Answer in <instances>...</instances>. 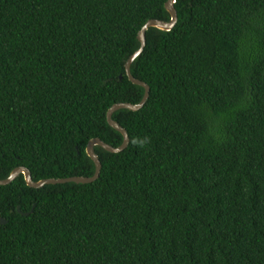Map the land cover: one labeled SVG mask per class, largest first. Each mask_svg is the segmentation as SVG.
Segmentation results:
<instances>
[{
    "label": "trees",
    "instance_id": "16d2710c",
    "mask_svg": "<svg viewBox=\"0 0 264 264\" xmlns=\"http://www.w3.org/2000/svg\"><path fill=\"white\" fill-rule=\"evenodd\" d=\"M169 0H0V179L92 176ZM100 177L0 185V264H264V0H176ZM141 141H144L141 143ZM18 206L21 212L18 211ZM33 211L29 215L23 213Z\"/></svg>",
    "mask_w": 264,
    "mask_h": 264
},
{
    "label": "water",
    "instance_id": "95a60500",
    "mask_svg": "<svg viewBox=\"0 0 264 264\" xmlns=\"http://www.w3.org/2000/svg\"><path fill=\"white\" fill-rule=\"evenodd\" d=\"M175 2H176V0H169L165 4L166 10L171 14V19L169 21L162 20V19H150L142 27V29L139 31L138 39H139L141 45L128 58V60L126 62V73H127V76L129 77L130 81H132L134 84L143 86L145 88V94H144L143 99L137 104H133V103H129V102H119V103L114 104L109 109V111L107 113L108 122L113 128H115L116 130H118L119 132H121L123 134L124 142L122 145H120L118 147H114V146L106 143L105 141H103L100 138H94V139L90 140V142L87 146L86 152H87V155L95 163L96 171H95L94 175H92V176H71V177H65V178H46V179H41L39 181H35L32 177L31 171L27 167L22 166V167H17L16 169H14L9 177L4 178V179H0V185H8V184L12 183L21 174H24L27 184L33 188H41L47 184H64V183H70V182H74L77 184H87V183H92V182L96 181L100 177L101 170H102V162L99 158V155L95 151V147L97 145L102 146L104 149H106L107 151L112 152V153L122 152L123 150H125L128 147V145L130 143L129 133L123 126H121V124L119 122H117L115 119H113V114L116 111L121 110V109H129L132 111H138V110L142 109L144 107V105L146 104V102L150 96V89L151 88L146 82L135 78V76L132 74L131 67H132L133 62L139 56H141L145 50V47L147 45L146 32L149 28L156 27V28H159L161 30L170 31L175 27L176 23L178 22V12H177V9L175 7ZM18 211L22 213L21 208L19 206H18ZM32 211H33V209L31 211L25 212L23 214L29 215ZM7 222L8 221L6 219H4L3 217L0 216V223L1 224H6Z\"/></svg>",
    "mask_w": 264,
    "mask_h": 264
},
{
    "label": "clouds",
    "instance_id": "9594fccd",
    "mask_svg": "<svg viewBox=\"0 0 264 264\" xmlns=\"http://www.w3.org/2000/svg\"><path fill=\"white\" fill-rule=\"evenodd\" d=\"M144 141H141V143H143Z\"/></svg>",
    "mask_w": 264,
    "mask_h": 264
}]
</instances>
